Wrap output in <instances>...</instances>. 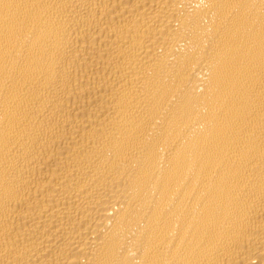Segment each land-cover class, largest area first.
Returning a JSON list of instances; mask_svg holds the SVG:
<instances>
[{
    "label": "bare ground",
    "instance_id": "6f19581e",
    "mask_svg": "<svg viewBox=\"0 0 264 264\" xmlns=\"http://www.w3.org/2000/svg\"><path fill=\"white\" fill-rule=\"evenodd\" d=\"M0 264H264V0H0Z\"/></svg>",
    "mask_w": 264,
    "mask_h": 264
}]
</instances>
